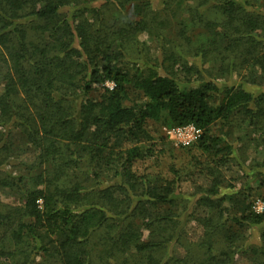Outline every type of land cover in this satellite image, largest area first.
Listing matches in <instances>:
<instances>
[{"label": "trees", "instance_id": "trees-1", "mask_svg": "<svg viewBox=\"0 0 264 264\" xmlns=\"http://www.w3.org/2000/svg\"><path fill=\"white\" fill-rule=\"evenodd\" d=\"M101 1L0 0V174L20 158L19 148L36 160L14 167L37 170L28 173L30 185L26 174L0 178V187L22 197L19 207L0 205L6 206L0 264H33L37 257L41 264H232L238 249L250 250L251 264H264V230L253 245L226 249L211 242L217 230L234 226L239 233L264 223V209L252 208L251 189L220 193V170L237 161L233 143L214 132L236 117L264 132V0L213 1L218 16L206 22L213 34L195 48L200 63L174 59L165 73L159 64L131 63L130 32L101 35L103 8L123 4ZM211 54L214 64L205 67ZM193 73L195 84L187 77ZM219 77L230 80L219 83ZM188 124L201 130L195 142L207 166L194 174L196 189L182 205L175 165L164 177L140 175L136 163L152 155L143 138L162 139V128ZM252 169L262 176L264 159ZM101 173L113 183L99 188ZM257 186H264L262 177ZM232 197L243 202L234 214L223 206ZM188 201L195 206L189 215L204 207V223L211 225L199 254L190 257L169 252L182 239L179 213ZM144 229L152 232L148 239ZM42 235L49 239L38 245Z\"/></svg>", "mask_w": 264, "mask_h": 264}, {"label": "rangeland", "instance_id": "rangeland-1", "mask_svg": "<svg viewBox=\"0 0 264 264\" xmlns=\"http://www.w3.org/2000/svg\"><path fill=\"white\" fill-rule=\"evenodd\" d=\"M213 1L215 0H129V2L122 0V5L111 4L104 7L102 24L100 26L96 25L100 29L101 35L113 33L118 29L130 32L131 34L126 46L130 49L128 56L131 58V63H135L136 65L145 62L159 64V71L165 73L164 66L167 68L173 66L174 59L179 62H187L189 65L200 63L199 58L195 56V48L201 44L206 36L211 35L212 31H214V26H206L207 20H212L218 16L217 11L213 8ZM97 3L101 5L102 1L98 0ZM92 21L94 20L92 19ZM176 50L183 57L174 53ZM130 51H132V54ZM212 55H210V60L206 62L205 67L214 64ZM4 71L5 67L0 61V91L3 87L2 77ZM178 73L179 78L183 79L181 70ZM187 77L191 83L195 84L198 75L193 73L190 76L187 75ZM234 77L233 81L238 82L240 76ZM215 80L219 83H224L230 79L219 77ZM259 90H264V87ZM132 98L141 102L137 93H132ZM246 123L247 121L240 122L239 118L236 117L228 123H219L214 129L216 134L225 136L228 141L233 143L234 156L237 161L232 160L228 162V166L220 170L222 183L219 191L221 194L230 195L239 188H244L243 190L246 193L248 189H251L252 192L249 199L252 201V208L256 210L258 208L257 203H263L261 197L264 195V186H259L261 188L258 191L255 190H257L258 180L261 177L264 181V174L261 176V173L258 172L259 170H253L252 164H258V162L260 163L264 159V132L257 129L256 126H247ZM155 125H150V129H153ZM162 130V139L157 138L152 140L147 137L143 138L144 145L152 148V155L137 162L136 169L140 175L147 172H159L164 177H167L169 165H175L180 178L179 185L176 186V191L181 193L180 202L187 197L192 199L190 194L196 189L195 184H193L196 181L194 174L198 172L200 165L204 164L206 158L197 148L196 142L188 146L175 145L165 134L164 128ZM19 150L20 158L18 160L11 161L10 164L5 163L1 167L3 171L0 174V178L3 177L4 173L10 175L13 179L17 178L19 174H26L25 180L30 185L32 178L28 177V173L34 174L37 170L27 171V168L24 169L23 165L15 167L14 165H17L19 161L31 164L36 160L35 154L32 155V151L29 149L19 148ZM197 158L199 164L195 162ZM203 166L206 167L207 165L204 164ZM261 170L264 171V169ZM110 177L105 173H101L99 188L105 187L111 182L113 183L115 178ZM201 182L202 180L198 181V183ZM86 185H89V183L87 182ZM241 199V197L227 198L223 206L228 208L230 214L237 213L239 207L243 204ZM188 202H186L188 208L179 213L182 222V239L179 243L170 247L169 252L181 256H186L188 253L190 257V253H193V255L199 254L197 252L199 250L197 248L198 242H203L204 239L208 238L204 234L211 230V225L204 223L205 218L209 217L204 207L198 208L193 213L194 215L190 216L189 214H191L193 209L195 210V206L190 201ZM1 204L7 205V207H0L2 211L5 210V207L6 209L8 207H19L22 204L21 193L15 188L0 187ZM182 205H184V202H182ZM137 216L136 224L139 225L141 216ZM263 230L264 223L248 227L239 233L233 226L222 231L217 230L211 236V242L216 248L226 249L230 247L235 249L238 245H253L259 243ZM151 233L150 230L144 229L142 239H148ZM229 233L232 236L236 235L237 241L231 240L228 236ZM48 239L49 235H42V238L37 240V243L39 245L41 240L43 243ZM232 260V264H251L252 254L250 250L245 252V250L238 249L232 255ZM41 263V257H37L33 264ZM45 264L53 263L48 262Z\"/></svg>", "mask_w": 264, "mask_h": 264}, {"label": "built area", "instance_id": "built-area-1", "mask_svg": "<svg viewBox=\"0 0 264 264\" xmlns=\"http://www.w3.org/2000/svg\"><path fill=\"white\" fill-rule=\"evenodd\" d=\"M165 134L167 137L174 142L175 145L188 146L195 142L199 135L201 134V130L193 124H188L185 126L179 127H171L164 128ZM38 204L41 207L42 200H38ZM258 208L257 212H261L264 209V203H257Z\"/></svg>", "mask_w": 264, "mask_h": 264}]
</instances>
